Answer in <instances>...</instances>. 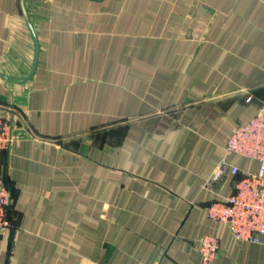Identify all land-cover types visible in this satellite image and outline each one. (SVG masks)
<instances>
[{
  "label": "crops",
  "instance_id": "crops-1",
  "mask_svg": "<svg viewBox=\"0 0 264 264\" xmlns=\"http://www.w3.org/2000/svg\"><path fill=\"white\" fill-rule=\"evenodd\" d=\"M0 156L15 229L0 264H264L209 216L234 130L264 113V0H0Z\"/></svg>",
  "mask_w": 264,
  "mask_h": 264
},
{
  "label": "built area",
  "instance_id": "built-area-1",
  "mask_svg": "<svg viewBox=\"0 0 264 264\" xmlns=\"http://www.w3.org/2000/svg\"><path fill=\"white\" fill-rule=\"evenodd\" d=\"M17 110L0 103V156L9 152L22 136L17 124ZM227 154H238L259 162L257 172L241 170L223 160L216 168L212 180L223 176H236L234 192L209 206V216L215 222L227 224L238 241L260 243L264 238V113L260 112L247 124L239 125L226 145ZM15 196L8 171L0 168V235L15 229L12 214ZM203 264H213L219 255L220 240L208 234L199 242Z\"/></svg>",
  "mask_w": 264,
  "mask_h": 264
},
{
  "label": "rangeland",
  "instance_id": "rangeland-1",
  "mask_svg": "<svg viewBox=\"0 0 264 264\" xmlns=\"http://www.w3.org/2000/svg\"><path fill=\"white\" fill-rule=\"evenodd\" d=\"M19 125V124H18ZM23 132V131H22ZM22 138H23V136H22ZM5 168V170H7V168H6V166L4 167Z\"/></svg>",
  "mask_w": 264,
  "mask_h": 264
},
{
  "label": "trees",
  "instance_id": "trees-1",
  "mask_svg": "<svg viewBox=\"0 0 264 264\" xmlns=\"http://www.w3.org/2000/svg\"><path fill=\"white\" fill-rule=\"evenodd\" d=\"M11 181V180H10Z\"/></svg>",
  "mask_w": 264,
  "mask_h": 264
}]
</instances>
